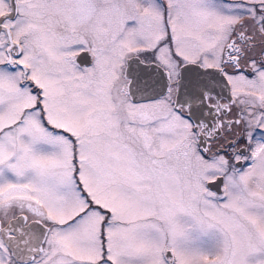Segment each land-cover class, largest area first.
I'll list each match as a JSON object with an SVG mask.
<instances>
[{"label": "snow or ice", "instance_id": "1", "mask_svg": "<svg viewBox=\"0 0 264 264\" xmlns=\"http://www.w3.org/2000/svg\"><path fill=\"white\" fill-rule=\"evenodd\" d=\"M0 264H264V0H0Z\"/></svg>", "mask_w": 264, "mask_h": 264}]
</instances>
